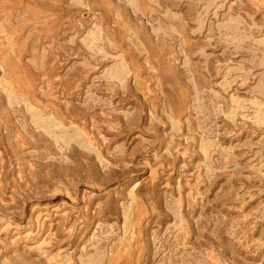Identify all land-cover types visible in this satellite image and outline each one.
Masks as SVG:
<instances>
[{
  "label": "rangeland",
  "instance_id": "1",
  "mask_svg": "<svg viewBox=\"0 0 264 264\" xmlns=\"http://www.w3.org/2000/svg\"><path fill=\"white\" fill-rule=\"evenodd\" d=\"M264 264V0H1L0 264Z\"/></svg>",
  "mask_w": 264,
  "mask_h": 264
},
{
  "label": "bare ground",
  "instance_id": "2",
  "mask_svg": "<svg viewBox=\"0 0 264 264\" xmlns=\"http://www.w3.org/2000/svg\"><path fill=\"white\" fill-rule=\"evenodd\" d=\"M109 262H110L109 264H113V263H112V262H113V258H111Z\"/></svg>",
  "mask_w": 264,
  "mask_h": 264
},
{
  "label": "crops",
  "instance_id": "3",
  "mask_svg": "<svg viewBox=\"0 0 264 264\" xmlns=\"http://www.w3.org/2000/svg\"><path fill=\"white\" fill-rule=\"evenodd\" d=\"M0 4H1V0H0Z\"/></svg>",
  "mask_w": 264,
  "mask_h": 264
}]
</instances>
